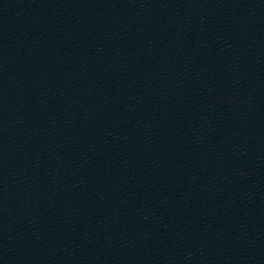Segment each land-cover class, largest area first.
<instances>
[{
    "label": "water",
    "instance_id": "95a60500",
    "mask_svg": "<svg viewBox=\"0 0 264 264\" xmlns=\"http://www.w3.org/2000/svg\"><path fill=\"white\" fill-rule=\"evenodd\" d=\"M0 264H264V0H0Z\"/></svg>",
    "mask_w": 264,
    "mask_h": 264
}]
</instances>
